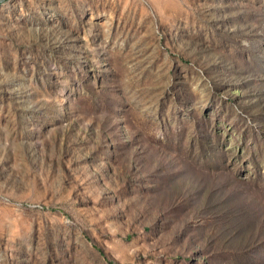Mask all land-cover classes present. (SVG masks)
<instances>
[{"label": "rangeland", "instance_id": "rangeland-1", "mask_svg": "<svg viewBox=\"0 0 264 264\" xmlns=\"http://www.w3.org/2000/svg\"><path fill=\"white\" fill-rule=\"evenodd\" d=\"M0 264H264V0L0 2Z\"/></svg>", "mask_w": 264, "mask_h": 264}, {"label": "trees", "instance_id": "trees-1", "mask_svg": "<svg viewBox=\"0 0 264 264\" xmlns=\"http://www.w3.org/2000/svg\"><path fill=\"white\" fill-rule=\"evenodd\" d=\"M96 248H98L96 245H94ZM99 251L101 252V254H103V252L99 249ZM104 255V254H103Z\"/></svg>", "mask_w": 264, "mask_h": 264}, {"label": "water", "instance_id": "water-1", "mask_svg": "<svg viewBox=\"0 0 264 264\" xmlns=\"http://www.w3.org/2000/svg\"><path fill=\"white\" fill-rule=\"evenodd\" d=\"M3 0H0V2H2Z\"/></svg>", "mask_w": 264, "mask_h": 264}]
</instances>
